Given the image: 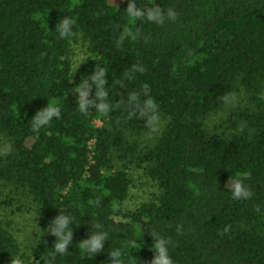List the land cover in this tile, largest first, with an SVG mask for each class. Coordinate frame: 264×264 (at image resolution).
I'll use <instances>...</instances> for the list:
<instances>
[{
	"label": "trees",
	"instance_id": "trees-1",
	"mask_svg": "<svg viewBox=\"0 0 264 264\" xmlns=\"http://www.w3.org/2000/svg\"><path fill=\"white\" fill-rule=\"evenodd\" d=\"M150 3L174 9L176 19L130 18L127 0H0V183L27 192L39 225L25 264L51 259L55 237L45 229L58 208L73 216V242L52 264H108L115 248L147 264L152 232L171 242L174 264H264V0ZM64 16L76 23L61 38L54 28ZM78 36L86 57L73 83L103 69L107 113H81L78 94L69 96L70 44ZM239 92L245 101L222 128L209 127ZM132 93L152 99L167 120L151 146L138 136L156 122L130 115ZM48 102L60 118L35 129L32 118ZM130 165L156 187L135 209L125 206ZM230 179L251 196L233 199ZM98 222L109 241L89 258L79 242ZM20 253L0 221V264Z\"/></svg>",
	"mask_w": 264,
	"mask_h": 264
},
{
	"label": "clouds",
	"instance_id": "clouds-1",
	"mask_svg": "<svg viewBox=\"0 0 264 264\" xmlns=\"http://www.w3.org/2000/svg\"><path fill=\"white\" fill-rule=\"evenodd\" d=\"M124 11L130 18L137 20L143 19L158 25H163L166 20L174 21L176 19L174 9H161L156 3H150V0H147V4L142 7H137V0H127V6ZM75 23L76 21L74 19L69 16H64L57 22L54 30L58 32L61 38L71 37ZM133 38H135V35ZM139 70L143 71V69ZM106 74L103 69L95 70L91 76L76 85L74 91L78 95L75 103L81 113L86 114L90 108H96L102 113H107L110 110L111 105L108 101V92L104 90ZM93 86L95 88L94 99H90L89 97L92 94ZM127 97L128 103L134 107V111L130 113L131 116H135L138 119L143 118L145 123L150 125L159 120L157 105L152 99L141 100L136 93L127 95ZM60 112L61 110L58 105L48 102L46 107L37 111L33 116V127L39 129L48 125L52 119H59ZM229 187L231 188L233 199L241 200L251 196L248 188L238 179H230ZM58 209L59 213L50 221L45 229L47 233L55 237L51 247L52 252L49 253L51 259L48 264H52V260L57 255H66L69 252V245L73 242V216L60 208ZM91 224L92 230L88 237L79 242L84 254L89 258L101 253L104 250L105 242L109 241V234L101 223ZM152 240V251L154 255L147 264H174V259L170 255L171 242L164 236L159 234L154 235L153 232ZM108 257V264H134L132 260L126 259L123 256L120 248L108 249Z\"/></svg>",
	"mask_w": 264,
	"mask_h": 264
},
{
	"label": "rangeland",
	"instance_id": "rangeland-1",
	"mask_svg": "<svg viewBox=\"0 0 264 264\" xmlns=\"http://www.w3.org/2000/svg\"><path fill=\"white\" fill-rule=\"evenodd\" d=\"M110 2L117 5L120 0H110ZM85 57L86 42L80 36L75 40L72 39L70 44L71 76L69 78V96L75 94V85L73 83L74 72L78 65L84 61ZM244 101L241 92L236 94L224 108L211 115L208 120L209 127H213L214 129L221 127L229 111L235 105ZM96 123L100 124L99 122ZM166 123V119L157 121L153 126V132H143L138 136L139 142L142 145H153ZM2 143L3 141L1 140L0 146ZM129 168H131L130 173L133 178V184L125 201V206L127 209H135L154 198L156 187L144 175L141 168H136L134 165H130ZM0 221L12 231L21 247L20 255L14 259L12 264H25V262L30 261V253L39 234V225L36 205L31 202L26 191L14 189L9 185L0 183ZM35 264L41 263L36 262Z\"/></svg>",
	"mask_w": 264,
	"mask_h": 264
}]
</instances>
